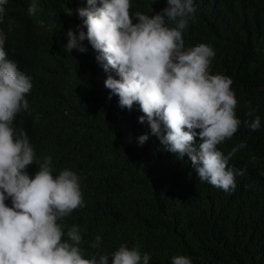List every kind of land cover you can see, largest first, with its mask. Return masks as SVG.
<instances>
[{"label":"trees","instance_id":"obj_1","mask_svg":"<svg viewBox=\"0 0 264 264\" xmlns=\"http://www.w3.org/2000/svg\"><path fill=\"white\" fill-rule=\"evenodd\" d=\"M30 3L9 0L0 24L8 59L33 85L25 97L30 114L19 113L14 124L27 133L38 159L52 157L53 175L70 169L80 177L84 206L58 223L65 233L81 229L84 258L139 244L149 264H171L177 255L193 264H264V0H194L195 19L182 34L186 48L210 45L216 53L210 74L233 81L241 125L226 148L242 141L246 147L229 162L245 169L231 193L200 182L187 156L166 151L147 122L139 123L138 104L119 106L104 86L108 76L118 77L105 72L87 41L86 53L64 50L67 31L82 23L75 10L87 0H38L43 11L34 16L27 13ZM131 4L132 13L149 16L167 6L166 0ZM9 18L15 20L11 31ZM249 106L260 117L255 132L244 124L253 118ZM96 235L102 243L91 249Z\"/></svg>","mask_w":264,"mask_h":264},{"label":"clouds","instance_id":"obj_2","mask_svg":"<svg viewBox=\"0 0 264 264\" xmlns=\"http://www.w3.org/2000/svg\"><path fill=\"white\" fill-rule=\"evenodd\" d=\"M8 3L0 0V24ZM166 4L149 16L132 13L131 0H87V7L75 10L82 23L67 31L64 50L86 53L87 41L105 72L111 70L118 77L108 76L104 86L118 97L119 106L130 110L138 104L143 113L139 123L147 122L166 151L178 158L187 156L200 182L231 193L245 169L230 167L229 162L246 147L242 141L226 148L241 125L233 81L210 74L216 55L210 45L185 47L182 34L195 19L194 0H166ZM40 11L38 0H31L28 15ZM72 14L67 9L66 15ZM14 25L9 18L8 30ZM6 39L0 29V264H108L110 256L112 264H149L151 257L141 253L139 244L131 248L121 244L110 255L93 253L86 259L81 229L74 225L65 233L58 223L84 206L80 177L70 169L53 175L52 157L38 159L27 133L15 127L19 113L30 114L25 97L33 85L32 78L8 59ZM254 113L249 106L247 116L253 118L244 121L253 132L261 127ZM148 138L141 135L139 144ZM101 243L96 235L88 247L98 249ZM171 264L193 261L177 255Z\"/></svg>","mask_w":264,"mask_h":264}]
</instances>
